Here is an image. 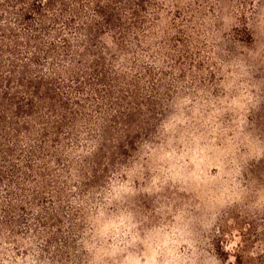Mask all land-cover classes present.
Segmentation results:
<instances>
[{"label":"trees","instance_id":"trees-1","mask_svg":"<svg viewBox=\"0 0 264 264\" xmlns=\"http://www.w3.org/2000/svg\"><path fill=\"white\" fill-rule=\"evenodd\" d=\"M207 10L0 0V264L88 263L98 222H113L115 186L159 143L173 105L216 76L218 14ZM250 14L228 39L253 41Z\"/></svg>","mask_w":264,"mask_h":264},{"label":"rangeland","instance_id":"rangeland-1","mask_svg":"<svg viewBox=\"0 0 264 264\" xmlns=\"http://www.w3.org/2000/svg\"><path fill=\"white\" fill-rule=\"evenodd\" d=\"M203 2L218 14L216 76L173 105L159 143L115 186L87 264H264V0ZM253 11V41L228 39Z\"/></svg>","mask_w":264,"mask_h":264}]
</instances>
